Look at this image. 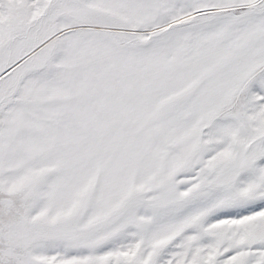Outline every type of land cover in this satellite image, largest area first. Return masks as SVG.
Wrapping results in <instances>:
<instances>
[{
    "label": "snow or ice",
    "instance_id": "snow-or-ice-1",
    "mask_svg": "<svg viewBox=\"0 0 264 264\" xmlns=\"http://www.w3.org/2000/svg\"><path fill=\"white\" fill-rule=\"evenodd\" d=\"M0 264H264V0H0Z\"/></svg>",
    "mask_w": 264,
    "mask_h": 264
}]
</instances>
